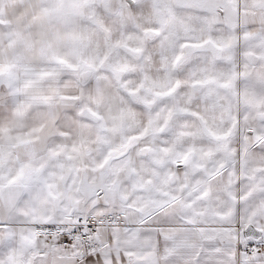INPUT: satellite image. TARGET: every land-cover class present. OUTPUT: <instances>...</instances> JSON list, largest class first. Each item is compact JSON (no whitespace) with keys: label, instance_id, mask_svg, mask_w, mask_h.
<instances>
[{"label":"snow or ice","instance_id":"snow-or-ice-1","mask_svg":"<svg viewBox=\"0 0 264 264\" xmlns=\"http://www.w3.org/2000/svg\"><path fill=\"white\" fill-rule=\"evenodd\" d=\"M0 264H264V0H0Z\"/></svg>","mask_w":264,"mask_h":264}]
</instances>
